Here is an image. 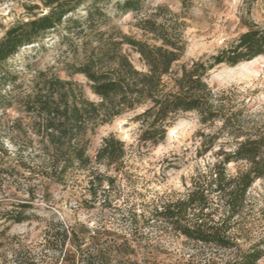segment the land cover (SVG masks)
<instances>
[{"label":"rangeland","instance_id":"obj_1","mask_svg":"<svg viewBox=\"0 0 264 264\" xmlns=\"http://www.w3.org/2000/svg\"><path fill=\"white\" fill-rule=\"evenodd\" d=\"M66 2L75 6L69 16L79 18L80 23L61 26L9 61L19 76L18 85L9 92L14 100L36 89L39 72L69 80L77 95L81 92L87 99L98 100L88 78L78 72L94 53H107L102 56L107 61L121 49L138 69L147 70L140 54L121 44L123 35L160 44L144 28L145 19L164 24L181 37L184 54L179 64L217 53L246 31L248 23L264 25V0H138L137 11L126 10L124 0ZM95 5L99 11L89 22V10ZM46 11L40 0H0V38L16 21ZM208 83L238 107L245 106L251 124L264 122V55L235 66H217L210 71ZM140 111L124 112L87 135L91 156L110 134L124 141L121 169L99 165L91 173L73 168L65 183H59L41 165L44 146L33 129L34 115L21 101L0 107V264H25L15 261L16 253L20 258L40 256L46 232L58 230L60 222L88 231L98 242L106 235L112 241L125 236L126 246L135 250L128 256L132 260L164 264H230L239 249L254 244L264 247V178L250 187L244 210L234 219L231 234L237 246L233 249L204 246L160 223L146 224L141 216L131 223L133 211L148 216L155 203L184 196L194 178L213 166L220 148L230 147L226 137L211 139L220 123L205 125L197 112L179 114L163 143L144 145L139 141L140 124L134 120ZM241 168V163L232 162L227 172L233 175ZM21 216L28 219L14 221ZM259 264H264V258Z\"/></svg>","mask_w":264,"mask_h":264},{"label":"trees","instance_id":"obj_2","mask_svg":"<svg viewBox=\"0 0 264 264\" xmlns=\"http://www.w3.org/2000/svg\"><path fill=\"white\" fill-rule=\"evenodd\" d=\"M40 1L47 8L46 12L16 21L0 38V107L9 108L13 102L21 101L25 110L34 115L33 129L36 128L35 133L41 136L44 146L41 165L46 175L65 183L73 168L89 169L91 173H95L99 165L121 169L126 156L124 141L110 134L91 156L87 135L124 112L141 109L134 120L140 124L139 141L149 146H158L166 140L168 129L179 114L197 112L205 125L220 123L211 139L226 137L229 149L220 148L216 162L207 172L194 178L184 196L155 203L148 216L133 211L131 223H137V217L141 216L146 224L152 221L157 226L160 223L204 246L235 248L237 244L231 234L234 219L242 214L250 187L264 178V122L251 124L246 107H238L224 93L214 90L208 76L222 64L235 66L264 55V25L248 23L246 31L217 53L190 64H179L184 54L181 37L169 32L164 24L145 19L148 25L144 28L154 33L160 44L127 35H123L121 44H128L138 52L147 70L138 69L121 49L107 61L102 57L107 53H94L78 72L88 78L98 100L87 99L81 92L77 95L69 80L41 76V72L36 89L14 100L9 92L18 85L19 76L9 61L24 47L42 43L61 26L80 23L79 18L69 16L75 7L69 6L70 2ZM137 3L138 0H124L122 6L137 11ZM96 7L89 10V22H93L95 11H99ZM232 162L243 165L233 175L227 172V165ZM106 179L110 184L113 181L110 177ZM90 183L93 185L94 180ZM27 219L21 216L14 221ZM59 227L53 233L46 232L45 250L40 256L20 258L16 253L15 261L25 264H164L157 260H132L128 256L135 250L126 246L125 236L112 241L110 235H106L98 242L95 236H88V231H78L64 222H60ZM263 258L264 247L254 244L246 250L239 249L230 264H259Z\"/></svg>","mask_w":264,"mask_h":264}]
</instances>
